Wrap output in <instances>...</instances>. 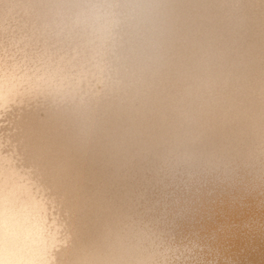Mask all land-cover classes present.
<instances>
[{
	"label": "clouds",
	"instance_id": "9594fccd",
	"mask_svg": "<svg viewBox=\"0 0 264 264\" xmlns=\"http://www.w3.org/2000/svg\"><path fill=\"white\" fill-rule=\"evenodd\" d=\"M187 2L0 0V264H217L204 245L151 218H129L108 235L85 230L79 147L61 132L71 117L59 83L78 76L80 87L104 85L130 111L139 105L175 118L166 166L182 176L208 160L197 135L201 117L223 110L234 144L226 172L264 196V34L258 57L240 54L225 96L207 86H169ZM202 2L229 14L256 3L264 12V0ZM72 49L80 52L76 62Z\"/></svg>",
	"mask_w": 264,
	"mask_h": 264
},
{
	"label": "bare ground",
	"instance_id": "6f19581e",
	"mask_svg": "<svg viewBox=\"0 0 264 264\" xmlns=\"http://www.w3.org/2000/svg\"><path fill=\"white\" fill-rule=\"evenodd\" d=\"M220 6L202 0H188L181 5L169 86L178 83L181 87L185 83L191 88L207 86L212 94L222 97L228 92L240 54L251 50L258 57L264 34V12L260 6L244 5V11L239 14H229L223 5L226 11L221 12ZM57 55L63 59L62 54ZM68 56L76 62L80 52L72 49ZM58 88L60 105L71 117L61 132L79 147L78 167L88 189L80 212L85 230L108 235L129 218L142 216L165 223L175 234L178 219L168 215L172 208L167 205L180 197L166 199L172 190L169 187L201 175H213L218 185H222L217 193L222 194L219 207L222 218L218 223L228 229L236 217L239 228L247 222L243 211L231 203L247 191L242 186H233L224 166L234 146L233 125L225 111L218 109L200 119L197 135L207 153V162L176 176L166 166L165 149L175 126L171 114L149 112L139 105L136 111H130L113 99L104 85L80 87L78 76L64 79ZM214 199L202 198L194 205L190 200L182 205L183 211L174 213L186 217L192 209V212L211 214ZM216 220L212 215L209 222ZM218 237V247L226 248V237ZM246 238L233 235L227 240L233 246L232 256L237 257L240 249L247 246ZM253 246L255 250L247 252L244 264H264V240Z\"/></svg>",
	"mask_w": 264,
	"mask_h": 264
},
{
	"label": "rangeland",
	"instance_id": "374dc122",
	"mask_svg": "<svg viewBox=\"0 0 264 264\" xmlns=\"http://www.w3.org/2000/svg\"><path fill=\"white\" fill-rule=\"evenodd\" d=\"M219 11L224 12L226 10H224L221 5ZM219 182L227 185V187L232 186L226 184L225 181ZM218 184V181L215 180L213 175H201L198 179L194 177V179L190 181L185 180V182H181L177 185H171L169 188H172V190L166 199L171 200L176 196L180 198H175L174 202L167 205L168 208H172L168 212V215L178 219L179 225H176L177 232L175 233L177 238L181 240H192L204 245L206 247V257L208 260L215 261L217 264H244L247 252H254L255 249L253 245L262 243L264 240V196H262L259 189H257L252 192H244L238 199L232 200L233 202L231 203L237 209L243 211V214L247 216V222L242 228H239V225L236 223L239 218L236 217L231 221L232 223L227 229L218 223L222 218L219 211L222 194H217L219 189L222 188V185ZM234 184V187L238 186ZM198 195L201 198H196ZM212 197H215V199L212 201L213 203L210 207L211 214L208 212L200 214V212L197 213V210L192 212V209L186 214V217L185 215L182 216L180 213H174L178 210L183 211L182 205L188 203L190 200H192L190 203L194 205L196 202H200L202 198L206 199ZM212 215L215 216L217 220L211 223L209 221ZM207 222H209L208 225H206ZM218 235H224V237H226V248L221 249V247H218ZM233 235L247 237L246 239L249 241L247 246L240 249L237 257L232 256V254H234V252L231 251L233 246H230V241L227 242Z\"/></svg>",
	"mask_w": 264,
	"mask_h": 264
}]
</instances>
